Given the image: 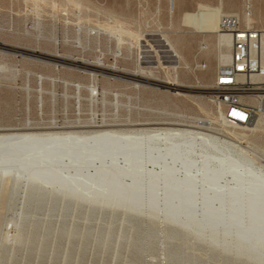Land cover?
Segmentation results:
<instances>
[{
	"label": "bare ground",
	"instance_id": "obj_1",
	"mask_svg": "<svg viewBox=\"0 0 264 264\" xmlns=\"http://www.w3.org/2000/svg\"><path fill=\"white\" fill-rule=\"evenodd\" d=\"M224 14L231 13L220 10L212 44L218 69L231 58V39L219 32ZM236 15L249 27L257 22L254 8L250 15ZM163 40L176 58L164 67L169 80L143 65L140 52L132 76L117 74L127 69L117 60L83 62L59 54L47 60L93 77L99 71L128 79L138 88L177 87L182 94L179 73L189 63L174 41ZM5 69L0 63V72ZM96 93L89 89L92 98ZM217 121L218 131L203 120L193 126L139 123L133 129L92 120L41 130L0 128V204L13 210L5 222L11 225L9 236L2 233L8 214H0V264H95L111 257L116 263L147 264L146 256L162 245L165 264H205L207 256L229 264H264V163L252 148L220 138L235 140L256 127L230 121L222 110ZM149 125L177 127H144ZM187 126L209 134L191 138Z\"/></svg>",
	"mask_w": 264,
	"mask_h": 264
},
{
	"label": "rangeland",
	"instance_id": "obj_2",
	"mask_svg": "<svg viewBox=\"0 0 264 264\" xmlns=\"http://www.w3.org/2000/svg\"><path fill=\"white\" fill-rule=\"evenodd\" d=\"M220 1L223 13L243 15L245 0H173V10L170 0H0V63L6 65L0 72V128L41 130L92 120L109 128L133 129L141 127L136 126L139 123L193 126L203 120L218 131L221 125L217 118L222 108L214 102L213 83L218 64L212 44L218 36V14L213 7ZM253 4L257 18L253 28H264V0H253ZM201 9L203 14L197 15ZM200 17L204 20L194 19ZM165 36L176 43L189 63L179 73L183 86L178 88L182 94L176 93L177 87L138 88L128 79H110L99 71L93 77L47 60L52 54L83 62L111 64L117 60L127 68L117 74L132 76L140 52L143 65L154 66L160 79L169 80V71L164 67L176 58L165 46ZM197 62L208 68L199 70L195 67ZM205 71L207 79H199ZM92 87L97 90L94 98L89 95ZM261 116L264 115L254 119L251 125L256 129L247 131L246 136L233 137L235 140L220 138L252 148L264 163V117ZM154 126L177 127H144ZM186 129L191 138L209 134L188 126ZM160 131L154 132L161 134ZM10 210L4 203L0 204V214H8L2 216L3 236L11 235V225L5 223L13 215ZM161 247L155 255L146 256L147 264H165ZM1 258L0 253V262ZM108 260L105 263L101 259L95 264H132L116 263L112 257ZM206 260L205 264H229L208 256ZM6 263L9 264L7 261L3 264Z\"/></svg>",
	"mask_w": 264,
	"mask_h": 264
},
{
	"label": "built area",
	"instance_id": "obj_3",
	"mask_svg": "<svg viewBox=\"0 0 264 264\" xmlns=\"http://www.w3.org/2000/svg\"><path fill=\"white\" fill-rule=\"evenodd\" d=\"M252 11L247 0L244 12ZM219 32L231 39V58L216 72L214 102L226 119L250 125L264 112V28L249 27L239 15L224 14Z\"/></svg>",
	"mask_w": 264,
	"mask_h": 264
},
{
	"label": "crops",
	"instance_id": "obj_4",
	"mask_svg": "<svg viewBox=\"0 0 264 264\" xmlns=\"http://www.w3.org/2000/svg\"><path fill=\"white\" fill-rule=\"evenodd\" d=\"M222 9H223V7L221 8V4H220V3H219V5L213 7V11H214L216 14H218V17H219L220 10L223 11ZM202 14H203V9H201V10H200V13L197 14V15H202ZM194 19H195V20H204V19H202L201 17H200V18H194Z\"/></svg>",
	"mask_w": 264,
	"mask_h": 264
}]
</instances>
